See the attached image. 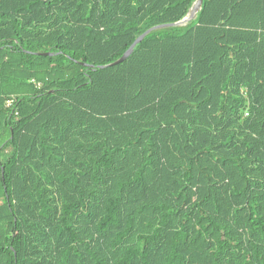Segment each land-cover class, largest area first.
I'll use <instances>...</instances> for the list:
<instances>
[{
    "label": "trees",
    "instance_id": "16d2710c",
    "mask_svg": "<svg viewBox=\"0 0 264 264\" xmlns=\"http://www.w3.org/2000/svg\"><path fill=\"white\" fill-rule=\"evenodd\" d=\"M194 1L0 0V264H264V0L101 68Z\"/></svg>",
    "mask_w": 264,
    "mask_h": 264
},
{
    "label": "water",
    "instance_id": "95a60500",
    "mask_svg": "<svg viewBox=\"0 0 264 264\" xmlns=\"http://www.w3.org/2000/svg\"><path fill=\"white\" fill-rule=\"evenodd\" d=\"M202 1L203 0H195L192 3V7H190L188 9V12L186 13V15L181 18L180 20L173 22V23H168V24H161V25H157V26H153L149 29H147L146 31H144L140 36H138L134 42L130 45V47L124 52V54L116 61L106 65V66H101V68L103 67H107V66H113L116 65L118 63H121L122 61H124L133 51L134 47L150 32L154 31V30H158V29H163V28H169V27H183L186 26L188 23H190L191 21H193L198 13V11L200 10V8L202 7ZM37 55H41V56H50L51 53H37Z\"/></svg>",
    "mask_w": 264,
    "mask_h": 264
},
{
    "label": "built area",
    "instance_id": "2783aa9c",
    "mask_svg": "<svg viewBox=\"0 0 264 264\" xmlns=\"http://www.w3.org/2000/svg\"><path fill=\"white\" fill-rule=\"evenodd\" d=\"M14 104V99H8L5 102L6 107H11Z\"/></svg>",
    "mask_w": 264,
    "mask_h": 264
}]
</instances>
